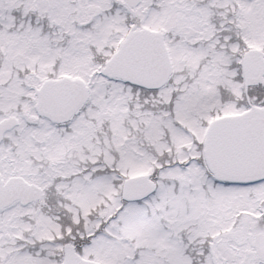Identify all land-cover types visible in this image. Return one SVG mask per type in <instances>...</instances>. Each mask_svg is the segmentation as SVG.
I'll return each instance as SVG.
<instances>
[{
	"label": "snow or ice",
	"instance_id": "6c2138e0",
	"mask_svg": "<svg viewBox=\"0 0 264 264\" xmlns=\"http://www.w3.org/2000/svg\"><path fill=\"white\" fill-rule=\"evenodd\" d=\"M0 264H264V0H0Z\"/></svg>",
	"mask_w": 264,
	"mask_h": 264
}]
</instances>
